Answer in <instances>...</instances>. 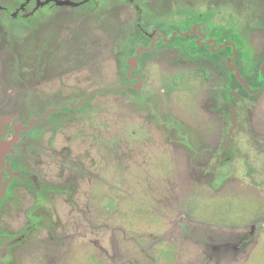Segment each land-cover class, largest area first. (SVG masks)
Listing matches in <instances>:
<instances>
[{
    "label": "rangeland",
    "instance_id": "374dc122",
    "mask_svg": "<svg viewBox=\"0 0 264 264\" xmlns=\"http://www.w3.org/2000/svg\"><path fill=\"white\" fill-rule=\"evenodd\" d=\"M186 1L132 0L140 14L122 0L43 2L27 28L10 12L28 0H0V151L36 121L10 144L34 183L0 199V244L15 241L0 264H264V90L231 91V113L225 70L180 40L139 55L141 84L125 88L127 60L150 44L139 17L150 33ZM259 21L238 24L246 75L264 57Z\"/></svg>",
    "mask_w": 264,
    "mask_h": 264
},
{
    "label": "flooded vegetation",
    "instance_id": "af4514ba",
    "mask_svg": "<svg viewBox=\"0 0 264 264\" xmlns=\"http://www.w3.org/2000/svg\"><path fill=\"white\" fill-rule=\"evenodd\" d=\"M43 2H53L56 6L59 7L72 8H78L79 5H81L83 2V4H95V0H82L81 3L78 4H74L67 0H45ZM43 2H41V0H28L27 4L22 3L20 6H17L14 12H10V15H12L14 18L20 17L18 19L26 24V26H28L27 28H29V24L27 23V21L37 12H39L41 8H43V6H45H42ZM59 2H68L70 5H59ZM122 2L132 4V0H122ZM206 2L207 3L203 5H196L193 0H188L184 2L185 9L181 8L180 5H178L177 10L179 9V17L176 19L177 21L174 20L172 23L167 24L159 21L158 25H156V28L151 27L152 29L150 30V33L148 32V30H146V28H143L141 26L142 24H139L141 16L139 17L137 27L140 35L148 39L150 41V44L145 49L140 47L136 48L133 57L127 60V65L130 67L127 73V79L130 83L136 82L137 84L133 85L129 83V85H127L125 88L138 89L139 85L141 84V80L133 75L138 70L137 59L139 58V55L152 52L151 50L157 44H161L163 45V47H166L167 45L180 40L181 42H183V47L187 49L188 56L193 58H200V54L203 55V53L206 52L208 59H203L208 62L210 68H214V70L216 71L219 70V68H223L225 70L224 78H222L223 81L219 78V80L221 81L220 89L224 90L221 92L220 100L223 105L227 103L230 104L231 113L234 108L231 91H236V94L241 98L244 97L246 99H252L253 97H255V95L264 90V57L262 58L260 65L254 71V73L246 75L243 72V69L238 61V58L240 57V51L237 48L236 42L237 39H241L244 37L245 26H243L242 28L240 25H238L240 22L243 25L251 22L256 26H259L262 23L259 20L264 19V0H231L230 2H228L227 0H206ZM28 3H30L31 6H28ZM134 4L135 3H133L132 5ZM229 4L237 5L239 11L234 13L233 10L235 8H230ZM134 7L140 14V9L138 8V6L136 7V5H134ZM173 9H175V7ZM233 16H235L236 25H238L239 28L236 27V29H234L227 26V23L225 22L226 19L233 18ZM251 34L248 32L245 37L249 38ZM34 42H36V40H33L32 46L36 45V43ZM39 44L40 45L34 48V52L37 49L45 48L44 42H40ZM41 49L39 53L41 52ZM252 52L253 50L250 49L249 55L252 54ZM260 52L263 53L264 48L261 49ZM39 53L35 52L36 55L38 54V56H41V54ZM168 53L171 52L168 51ZM163 56L164 54H162V57ZM261 56H264V54L260 55V57ZM172 57H174L173 54ZM237 72L240 78H242L248 85L249 90H247L243 86V84L239 82L236 75ZM185 77L186 79H188V75L184 73L183 78ZM207 98L208 97H206V99ZM213 111L216 112V110ZM18 126L19 125H16L15 128ZM231 133H233V130H231ZM15 134L16 132L14 131V135ZM10 151H12L11 148ZM4 156H6L4 165L6 177L1 184L0 194L2 193V195L0 196V199L4 195L6 188L15 182H21L25 184L34 183L28 175L17 172L13 168L12 160L14 154L7 153ZM7 166L11 173L19 174L20 177L13 176L12 178H9L6 169ZM14 242L6 241L4 244L1 243L0 253L3 252L5 245H11Z\"/></svg>",
    "mask_w": 264,
    "mask_h": 264
},
{
    "label": "water",
    "instance_id": "95a60500",
    "mask_svg": "<svg viewBox=\"0 0 264 264\" xmlns=\"http://www.w3.org/2000/svg\"><path fill=\"white\" fill-rule=\"evenodd\" d=\"M59 5H70L68 2H59L58 3ZM237 79L239 80V82L241 83V84H243V86L247 89V90H249V87H248V85L245 83V81L242 79V78H240V76H239V74H238V72H237ZM65 106V105H64ZM72 107V106H71ZM58 109H56V110H51V111H49L48 113H47V115L48 114H50V113H52V112H56ZM36 123V121H32L27 127H22V126H18V127H16L15 128V132H16V134H15V137L9 142V143H7L6 145H5V150L4 151H0V156H3V155H6L7 153H11V154H13V152L12 151H10V144L13 142V141H15L16 139H17V132L20 130V131H27L33 124H35ZM7 173H8V175H9V178H12L13 176H16V177H20V175L19 174H15V173H11L10 172V170H9V168H8V166H7ZM2 195V193L0 194V196Z\"/></svg>",
    "mask_w": 264,
    "mask_h": 264
}]
</instances>
